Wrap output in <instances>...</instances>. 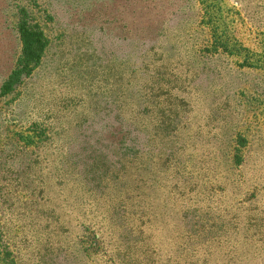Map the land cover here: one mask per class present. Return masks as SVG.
<instances>
[{"label": "rangeland", "instance_id": "rangeland-1", "mask_svg": "<svg viewBox=\"0 0 264 264\" xmlns=\"http://www.w3.org/2000/svg\"><path fill=\"white\" fill-rule=\"evenodd\" d=\"M0 264H264V0H0Z\"/></svg>", "mask_w": 264, "mask_h": 264}, {"label": "trees", "instance_id": "trees-1", "mask_svg": "<svg viewBox=\"0 0 264 264\" xmlns=\"http://www.w3.org/2000/svg\"><path fill=\"white\" fill-rule=\"evenodd\" d=\"M16 31L20 41V51L14 67L2 84L3 92H10L19 85L24 77H28L40 64L43 52L48 44L44 29L25 7L17 11L15 22ZM240 162L237 156L235 162Z\"/></svg>", "mask_w": 264, "mask_h": 264}]
</instances>
